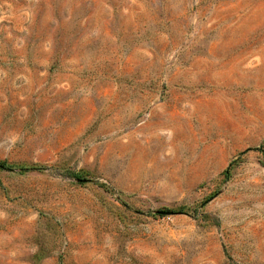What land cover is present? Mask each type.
Instances as JSON below:
<instances>
[{
  "label": "rangeland",
  "instance_id": "374dc122",
  "mask_svg": "<svg viewBox=\"0 0 264 264\" xmlns=\"http://www.w3.org/2000/svg\"><path fill=\"white\" fill-rule=\"evenodd\" d=\"M0 162V264H264V0H0Z\"/></svg>",
  "mask_w": 264,
  "mask_h": 264
},
{
  "label": "trees",
  "instance_id": "16d2710c",
  "mask_svg": "<svg viewBox=\"0 0 264 264\" xmlns=\"http://www.w3.org/2000/svg\"><path fill=\"white\" fill-rule=\"evenodd\" d=\"M12 168H13L12 165L7 164L6 162H0V169H1V170H11ZM34 170L41 171V170H43V167H34ZM224 175H225V177H226V176L228 175V172L225 171V172H224ZM75 177L78 178L77 175H76Z\"/></svg>",
  "mask_w": 264,
  "mask_h": 264
}]
</instances>
